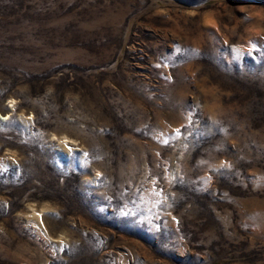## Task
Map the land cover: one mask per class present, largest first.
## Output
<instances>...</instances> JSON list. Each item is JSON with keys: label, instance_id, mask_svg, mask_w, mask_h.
<instances>
[{"label": "rangeland", "instance_id": "1", "mask_svg": "<svg viewBox=\"0 0 264 264\" xmlns=\"http://www.w3.org/2000/svg\"><path fill=\"white\" fill-rule=\"evenodd\" d=\"M0 264H264V0H0Z\"/></svg>", "mask_w": 264, "mask_h": 264}]
</instances>
